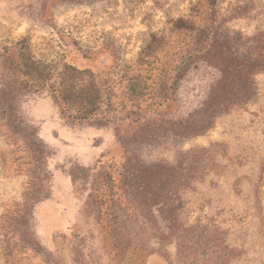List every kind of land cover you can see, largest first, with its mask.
Returning a JSON list of instances; mask_svg holds the SVG:
<instances>
[{"label": "rangeland", "instance_id": "obj_1", "mask_svg": "<svg viewBox=\"0 0 264 264\" xmlns=\"http://www.w3.org/2000/svg\"><path fill=\"white\" fill-rule=\"evenodd\" d=\"M198 2L0 0V53L27 38L38 59L112 79L117 101L122 66ZM205 14L211 52L178 108L139 125L121 112L76 120L45 93L16 92L0 60V264H264V70L251 66L264 59V0H216ZM211 84L251 92L181 138L178 120Z\"/></svg>", "mask_w": 264, "mask_h": 264}, {"label": "trees", "instance_id": "obj_2", "mask_svg": "<svg viewBox=\"0 0 264 264\" xmlns=\"http://www.w3.org/2000/svg\"><path fill=\"white\" fill-rule=\"evenodd\" d=\"M204 1L192 6L188 18L170 21L164 33L151 34L135 60L122 66L119 80L113 81L120 87L117 101L112 100L114 93L109 85L112 79L105 80L91 69H80L64 61L38 59L27 38L5 42L0 60L16 92L45 93L76 120H108L115 112H121L124 114L121 120L139 125L149 119L148 114H154L155 118L171 113L173 107V111L178 108L181 82L191 70H197L198 60L211 52L215 18L205 13L212 10L216 0ZM62 41L61 47H67L70 42ZM251 66H255L253 72L264 70V59ZM250 68L247 73L252 71ZM224 69H227L225 65ZM228 72L222 70V75ZM223 88L211 84L208 91L201 92L206 93L205 98L198 101L191 119L178 120L176 132L181 138L208 130L215 117L239 107L246 99L244 94L251 92L250 85H232L234 94L242 92L243 97H230L221 92Z\"/></svg>", "mask_w": 264, "mask_h": 264}]
</instances>
